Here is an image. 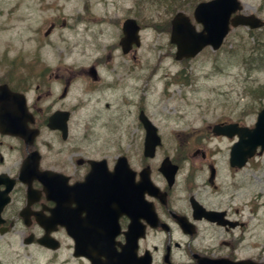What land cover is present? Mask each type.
Instances as JSON below:
<instances>
[{"label":"flooded vegetation","instance_id":"1","mask_svg":"<svg viewBox=\"0 0 264 264\" xmlns=\"http://www.w3.org/2000/svg\"><path fill=\"white\" fill-rule=\"evenodd\" d=\"M38 1L53 8L56 0ZM57 25L43 21L31 51L0 56V205L8 198L0 237L34 244L49 234L57 252L67 248L78 264H264V204L237 200L236 175L252 159L232 165L236 136L214 129L245 124L221 118L184 132L139 103L126 127L123 112L106 119L120 136H92L85 98L113 100L122 83L110 71L88 70L77 83L74 65L43 52ZM141 115L161 137L154 156L146 155ZM168 157L178 167L172 178L161 170ZM24 169L29 181L21 179Z\"/></svg>","mask_w":264,"mask_h":264},{"label":"rangeland","instance_id":"2","mask_svg":"<svg viewBox=\"0 0 264 264\" xmlns=\"http://www.w3.org/2000/svg\"><path fill=\"white\" fill-rule=\"evenodd\" d=\"M201 1L207 0H56L54 7L48 8L38 0H0V56L2 52L16 56L38 46L42 36L39 29L49 18L66 21L67 26L59 25L51 37L52 46H45L44 53L66 58L61 61L74 64L77 73L96 60L107 63L105 58L111 56L110 64L101 72L116 74L124 87L113 94V100L102 95L85 98L82 111L95 118L92 136H120L119 130L105 126L106 119L123 112L126 127L131 120L127 112L137 103L149 106L156 121L184 132L221 118L254 126L258 112L264 108V96L255 94L264 86L260 85L264 83V28L254 33L245 27L233 29L219 50L207 47L195 58L176 61V48L170 42L171 18L178 11L192 18L194 7ZM241 1L244 13L264 19V0ZM77 17L83 22L73 31ZM126 17L136 18L142 26V44L136 58L125 56L119 46L121 26L114 20ZM84 76L77 74V83ZM81 96L76 89L77 99ZM165 147L170 150L175 146ZM236 182L237 200L262 201L258 205L262 208L264 154L237 174ZM0 264L78 262L67 248L52 252L36 244L25 245L8 234L0 237Z\"/></svg>","mask_w":264,"mask_h":264},{"label":"water","instance_id":"3","mask_svg":"<svg viewBox=\"0 0 264 264\" xmlns=\"http://www.w3.org/2000/svg\"><path fill=\"white\" fill-rule=\"evenodd\" d=\"M243 6L240 0H210L200 2L194 9V18L197 23L202 24L203 28L198 31L192 23L191 18L184 12H178L171 20V43L176 45V59L195 57L206 46L211 45L217 50L222 45L224 38L230 31L231 25L237 27L239 25L250 26L251 28H259L264 26V21L254 14H236L242 10ZM140 25L134 18H128L123 23V37L120 44L125 53H128L134 44L140 46L139 37ZM94 73V70H92ZM150 133L147 139V151H155L160 143V138L156 134L155 127L145 121ZM217 131L230 136L238 134L239 140L231 149L232 165L243 166L244 163L255 156L264 152V109H262L253 128L238 127L237 124L221 127L216 125ZM258 148L260 151L258 152ZM176 168V167H175ZM0 222L2 220L0 219ZM31 240H26L30 243ZM39 243L51 248L57 249L58 242L46 236L39 240Z\"/></svg>","mask_w":264,"mask_h":264},{"label":"trees","instance_id":"4","mask_svg":"<svg viewBox=\"0 0 264 264\" xmlns=\"http://www.w3.org/2000/svg\"><path fill=\"white\" fill-rule=\"evenodd\" d=\"M255 92L257 96H264V86L259 87Z\"/></svg>","mask_w":264,"mask_h":264}]
</instances>
